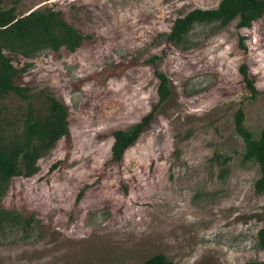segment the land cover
<instances>
[{
  "label": "rangeland",
  "instance_id": "obj_1",
  "mask_svg": "<svg viewBox=\"0 0 264 264\" xmlns=\"http://www.w3.org/2000/svg\"><path fill=\"white\" fill-rule=\"evenodd\" d=\"M218 2L2 0L18 14L59 8L86 37L75 50L6 51L25 66L15 82L29 87L38 113L45 92L67 105L70 135L38 159L34 174L13 176L0 198L32 216L0 234V264H141L157 252L171 264H264V193L253 186L261 169L242 160L234 129L238 106L255 135L264 127V14L249 27L202 22L180 44L166 39L176 16ZM156 70L171 94L123 159L111 161L112 130L158 100ZM27 104L14 92L0 99L8 129L21 126ZM216 150L231 155L224 177L211 160Z\"/></svg>",
  "mask_w": 264,
  "mask_h": 264
},
{
  "label": "trees",
  "instance_id": "obj_2",
  "mask_svg": "<svg viewBox=\"0 0 264 264\" xmlns=\"http://www.w3.org/2000/svg\"><path fill=\"white\" fill-rule=\"evenodd\" d=\"M263 14L264 0H219L214 7H194L176 16L166 39L180 44L191 28L202 22L217 21L220 25H226L237 19L238 27H249ZM85 37L86 34L68 21L59 8L47 6L18 14L15 5L4 7L0 0V99L8 92H14L28 101L21 126L8 129L7 126L12 122L3 123L0 117V198L7 191L13 176L34 174L38 170V159L47 154L58 139L70 135L67 105L45 92L47 107L43 113H38L30 100L32 94L28 91L29 87L15 82V77L25 66H16L6 51L31 57L43 48L58 50L64 46L75 50ZM240 71L248 91L254 97L257 87L249 74L248 65L241 63ZM155 72L158 77V100L129 127L112 130L111 161L123 159L125 151L138 139L158 107L171 94L167 74L160 70ZM234 129L244 142L242 160L259 163L261 173L253 186L256 192L264 193V127L255 135L245 124L243 107L238 106L234 112ZM230 158V154L217 150L213 152L211 160L218 164L220 177L227 174ZM31 219L32 216L0 204V234L13 225H27ZM257 235L258 245L264 248V226L258 229ZM141 264H171V260L165 253L157 252L145 258Z\"/></svg>",
  "mask_w": 264,
  "mask_h": 264
}]
</instances>
